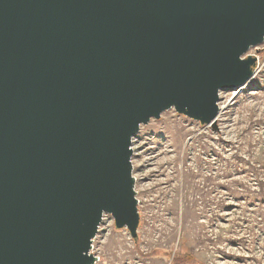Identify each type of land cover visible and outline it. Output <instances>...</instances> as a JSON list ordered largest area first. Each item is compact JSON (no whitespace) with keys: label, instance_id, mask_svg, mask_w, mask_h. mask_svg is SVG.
I'll return each instance as SVG.
<instances>
[{"label":"water","instance_id":"95a60500","mask_svg":"<svg viewBox=\"0 0 264 264\" xmlns=\"http://www.w3.org/2000/svg\"><path fill=\"white\" fill-rule=\"evenodd\" d=\"M263 40L264 0H0V264H94L104 214L137 241L132 137L217 130Z\"/></svg>","mask_w":264,"mask_h":264},{"label":"rangeland","instance_id":"374dc122","mask_svg":"<svg viewBox=\"0 0 264 264\" xmlns=\"http://www.w3.org/2000/svg\"><path fill=\"white\" fill-rule=\"evenodd\" d=\"M247 54L254 73L219 92L217 130L173 108L140 125L130 157L138 238L104 214L94 264H264V40Z\"/></svg>","mask_w":264,"mask_h":264},{"label":"trees","instance_id":"16d2710c","mask_svg":"<svg viewBox=\"0 0 264 264\" xmlns=\"http://www.w3.org/2000/svg\"><path fill=\"white\" fill-rule=\"evenodd\" d=\"M186 259H191V257L188 255V257L186 256ZM174 260V259H173ZM176 264H183V260H175Z\"/></svg>","mask_w":264,"mask_h":264}]
</instances>
